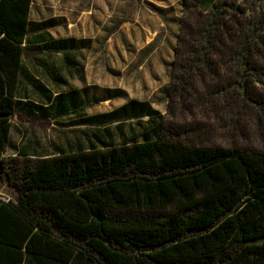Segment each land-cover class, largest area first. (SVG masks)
Wrapping results in <instances>:
<instances>
[{"label": "trees", "instance_id": "trees-1", "mask_svg": "<svg viewBox=\"0 0 264 264\" xmlns=\"http://www.w3.org/2000/svg\"><path fill=\"white\" fill-rule=\"evenodd\" d=\"M32 3L0 0V264H264V149L238 141L264 121V0H183L171 119L131 99L73 122L97 144L10 156L15 115L50 117L17 98L26 50H76L29 37Z\"/></svg>", "mask_w": 264, "mask_h": 264}, {"label": "rangeland", "instance_id": "rangeland-1", "mask_svg": "<svg viewBox=\"0 0 264 264\" xmlns=\"http://www.w3.org/2000/svg\"><path fill=\"white\" fill-rule=\"evenodd\" d=\"M33 1L38 17L54 25L51 31L55 37H74L77 40L75 48L81 51L78 59L87 67L84 73L86 80L82 81L77 74V78L71 79V86L81 87L87 83L102 87L103 102L88 108L87 113L110 111L129 99L137 98L151 101L162 114L172 118L168 114L166 89L170 82V63L175 58L183 0ZM54 59L59 60L58 57ZM255 116L248 118L249 115H245L242 122L249 131L238 141L242 145L264 149V121L259 122ZM25 117L30 120L13 121V142L20 147L37 143L41 148L53 150L55 146L66 147L77 142L86 144V135L99 130L70 125L72 117L60 118V122L37 121L26 114ZM117 126H122L127 132L132 128L140 129L134 120ZM110 128L114 130L116 142L122 143V137L117 133L120 127L112 125ZM143 139V136L136 138L137 141ZM231 140L233 138L229 137L227 143ZM14 153L8 151V154ZM4 194L12 192L6 187Z\"/></svg>", "mask_w": 264, "mask_h": 264}, {"label": "crops", "instance_id": "crops-1", "mask_svg": "<svg viewBox=\"0 0 264 264\" xmlns=\"http://www.w3.org/2000/svg\"><path fill=\"white\" fill-rule=\"evenodd\" d=\"M37 8L34 11V1L32 3L31 11H30V25L28 35L31 39H34L36 44L43 43L49 39H64V38H74V37H61L57 38L51 31V28L54 25H51L49 20H42L38 16ZM76 39V38H74ZM69 57L72 60H64L63 52H55L53 50L47 49H28L24 55V65L22 69V74L20 76L18 89H17V98L21 99L25 102L49 106V109L45 111V114L50 115V117L44 118L34 115L37 121H41L45 119V121H56L60 122V118H73L71 120L70 125H73L74 121L79 119L90 117L93 115L101 114L103 112H96L89 114L87 113V109L97 104H100L104 100L102 87L96 84H87L84 83L81 87L71 86V79L77 78V74L79 78L81 77L82 81L86 80V76H84L85 69H87L85 63L79 60L78 54L81 53L80 50H71L67 52ZM83 56V55H81ZM175 56V51H174ZM58 57L59 60L54 59ZM174 60V58H173ZM170 63V79H171V67L172 62ZM165 91V90H164ZM163 91V92H164ZM73 92V93H72ZM59 94H64L62 98V114L61 116L53 115V110L51 109V105H56L58 103L57 96ZM110 100V98H107ZM137 99V98H132ZM131 99L126 101L129 102ZM140 100V99H137ZM147 101L152 106L153 103L149 100H140ZM72 103L74 108L68 107L69 104ZM123 103V104H125ZM122 104V105H123ZM121 106V105H120ZM154 107V106H153ZM155 108V107H154ZM157 109V108H156ZM33 117V118H34ZM14 119H18L20 121H29L23 115L22 118H17L15 115L12 118V124ZM14 126V124H13ZM11 131V141L12 147L8 149L14 151V154H8L10 156H27V157H46L54 155L58 152L62 151H72L77 149L78 147L88 148L91 143L97 144V131L91 135H86L85 142H77L76 144H69L66 147L55 146L53 150H47L45 148H41L37 143L35 144H26L23 146H18L13 142L12 132ZM78 126H87V125H76ZM90 127V126H89ZM93 128V127H90ZM95 129V128H94ZM99 136L101 132H98ZM8 197H14V194L7 195Z\"/></svg>", "mask_w": 264, "mask_h": 264}]
</instances>
